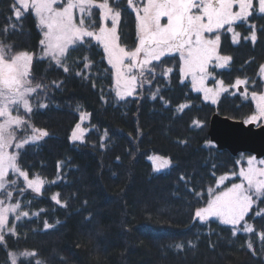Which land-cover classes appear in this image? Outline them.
<instances>
[{"label": "trees", "instance_id": "obj_1", "mask_svg": "<svg viewBox=\"0 0 264 264\" xmlns=\"http://www.w3.org/2000/svg\"><path fill=\"white\" fill-rule=\"evenodd\" d=\"M92 1L84 26L99 29L107 5L121 45L135 48V6L145 0ZM233 25L219 36L227 63L209 69L210 84L226 85L217 102L184 76L177 53L148 64L135 93L121 96L92 35L59 60L44 56L33 9L0 0V51L7 59L33 55L30 107L19 109L23 121L14 132L34 139L18 149V168L44 180L38 192L8 174L0 197L25 213L0 231V264H32L23 256L28 252L38 253L42 264H264V190L236 225L196 216L239 179L242 158L254 155H233L208 134L214 113L253 121L251 96L264 92V13L257 0ZM238 81L245 91L235 88ZM263 123L264 117L257 122ZM79 125L85 131L74 137ZM153 156L172 163L157 170Z\"/></svg>", "mask_w": 264, "mask_h": 264}, {"label": "rangeland", "instance_id": "obj_2", "mask_svg": "<svg viewBox=\"0 0 264 264\" xmlns=\"http://www.w3.org/2000/svg\"><path fill=\"white\" fill-rule=\"evenodd\" d=\"M35 12L43 31V55L59 60L68 49L86 35H92L104 48L114 68L115 88L119 95H133L145 68L152 61L177 53L182 59V71L193 87L206 100L217 102L226 85L221 81L210 84V66H224L228 58L219 51L220 34L234 29V23L246 18L254 0H145L135 6L138 14V44L133 49L121 45L116 14L103 6V24L89 29L83 21L96 5L92 0H19ZM264 13V0H257ZM102 7V6H101ZM228 26V27H227ZM33 55L18 53L11 59L0 51V191L7 184L10 172L25 178L28 187L40 192L44 180L19 170L18 149L34 139L29 135L18 139L14 128L21 127L20 108H29L32 86L29 81ZM264 77V67L262 70ZM243 87L238 81L235 88ZM15 89V91H13ZM256 113L250 118L256 123L264 117V92L252 94ZM85 129L79 125L74 137ZM157 170L168 168L169 157L153 156ZM238 171L239 179L221 189L209 204L197 209L199 219H216L236 225L242 221L264 190V157L246 156ZM232 177V176H231ZM224 181V178L220 183ZM25 211L10 199L0 197V231L10 229L11 219L17 220Z\"/></svg>", "mask_w": 264, "mask_h": 264}, {"label": "water", "instance_id": "obj_3", "mask_svg": "<svg viewBox=\"0 0 264 264\" xmlns=\"http://www.w3.org/2000/svg\"><path fill=\"white\" fill-rule=\"evenodd\" d=\"M240 91H243L242 86ZM208 134L219 148L227 149L233 155L248 152L257 158L264 157V123L246 122L214 113L210 118Z\"/></svg>", "mask_w": 264, "mask_h": 264}, {"label": "snow or ice", "instance_id": "obj_4", "mask_svg": "<svg viewBox=\"0 0 264 264\" xmlns=\"http://www.w3.org/2000/svg\"><path fill=\"white\" fill-rule=\"evenodd\" d=\"M10 59V58H9ZM15 91V89H13ZM46 229H48V226H45ZM24 257L27 258V260H31L33 264V260L35 261V264H42V262L39 259H35L38 256V253L28 252L23 254Z\"/></svg>", "mask_w": 264, "mask_h": 264}]
</instances>
